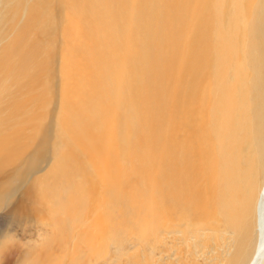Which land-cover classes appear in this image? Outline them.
Instances as JSON below:
<instances>
[{"label": "bare ground", "instance_id": "6f19581e", "mask_svg": "<svg viewBox=\"0 0 264 264\" xmlns=\"http://www.w3.org/2000/svg\"><path fill=\"white\" fill-rule=\"evenodd\" d=\"M23 1L0 4L15 8ZM163 1L162 9L158 0L109 2L104 12L84 13L106 16L85 33L77 30L75 20H58L55 39L62 45L46 54L36 48L40 39L34 46H18L20 29L0 26V173L7 168L0 185L3 178L30 170L33 145L55 156L50 153L53 144L46 145L58 126L59 140L68 148L61 155L69 156L74 147L87 158V168L94 169L88 177L92 185H84L87 180L78 167L85 200L95 202L94 191L110 190L109 181H132L134 176V184L153 196L152 218L158 228L177 209L186 227L204 228L198 233L206 239L219 230L214 223L227 222L233 231L227 238L232 245L227 264H264V181L260 187L255 176L256 170L264 175V0ZM181 17L192 29H184ZM164 20L179 22V32L152 39L141 52L126 49L138 40L118 38L124 31L140 37L142 30L163 25ZM175 45L189 49L172 50L166 60V48ZM76 47L89 50L76 58ZM99 49V57L86 60ZM150 50L160 60L151 71L143 67L152 59ZM56 56L61 61L62 109L50 126L51 59ZM107 63L120 65L128 80L115 88L101 82ZM160 70L162 79H157ZM138 100L150 109L121 116L129 101ZM76 116L90 118L80 141L74 138ZM159 128L165 130L160 133ZM151 152L155 156H146ZM94 153L108 174L96 170ZM143 158L142 179L132 164ZM248 158L250 168L237 165Z\"/></svg>", "mask_w": 264, "mask_h": 264}, {"label": "rangeland", "instance_id": "374dc122", "mask_svg": "<svg viewBox=\"0 0 264 264\" xmlns=\"http://www.w3.org/2000/svg\"><path fill=\"white\" fill-rule=\"evenodd\" d=\"M158 1L162 9L165 6L164 1ZM109 2L117 3V0H24L15 8L0 4V26L14 24L20 29L18 46H34L40 39L36 48L46 54L62 45L61 41L55 39V34L59 32L55 25L58 20H75L80 33L89 32L106 16L84 13L104 12ZM78 4L83 7L76 8ZM180 21L184 29H192V24L186 22L185 17H181ZM178 25L179 22L169 23L164 20L163 25H151L142 30L140 37L124 31L118 38L128 42L138 40L136 45L128 44L126 49L130 52H141L150 47L152 39L168 32H179L176 29ZM188 49L178 45L167 47L166 60H169L172 50L184 52ZM88 50L89 47H76L73 56L77 58ZM102 51L103 49L96 50L94 55L89 54L86 60L99 57ZM155 54V51H149L148 56L152 59L143 64L145 69L154 70L155 63H159L160 60ZM51 62L54 65L51 74L54 86L50 87L48 123L53 126L62 109L61 61L56 56ZM119 67L120 65L107 63V76L102 78L101 82L109 81L111 88H115L127 81L128 77L120 72ZM63 70L67 71V67ZM157 79H162L161 70ZM143 108L149 110L150 105L142 100L129 101L121 116L130 117L132 113ZM72 119L74 138L80 141L79 136L88 127L90 118L76 116ZM98 120L96 118V121ZM154 124L159 126L157 121H154ZM163 130L165 129L159 128L158 131L161 133ZM57 133L58 126H55L51 134L52 140L48 139L46 145L53 144L50 153L55 156L49 154L45 147L33 145L30 149V170L1 180L0 264H227L226 254L232 250L227 238L233 232L227 222L214 223L213 226L219 230L209 232L212 239H206L203 237L206 234L202 236V231L198 233V230L204 228L195 225L186 227V220L181 210L177 209L172 212L173 217L168 218L165 226L160 229L152 218L153 196L147 189L134 184V176L132 181H127L124 177L120 178L121 182L109 181L110 190L98 193L94 191L95 202L92 203L91 198L87 197L88 201L85 200V193L80 186L84 180L80 178L78 167H81L83 178L87 180L84 185H92L88 177L92 176L94 169L87 168V158L74 147L69 148V156L61 155L68 148L64 141L59 140ZM36 152L39 154H35ZM154 152L146 156H155ZM144 158L142 163L132 164L137 167L142 179L140 165L143 164ZM91 160L100 175L108 174V171L103 169L102 162L97 161L96 153L92 155ZM237 165L250 168L251 162L249 158L243 159ZM260 168L262 169V165L257 166V169ZM6 172L7 168L2 169L0 175H5ZM261 173L262 171L258 170L255 173L260 187L263 186L260 182L264 181V175ZM243 181L245 180H239V183ZM115 189L125 192L118 195L114 193ZM11 200L13 204L8 206ZM90 206H93V209ZM253 222L255 223V218ZM186 237L188 238L184 239ZM255 237L257 238V234Z\"/></svg>", "mask_w": 264, "mask_h": 264}]
</instances>
